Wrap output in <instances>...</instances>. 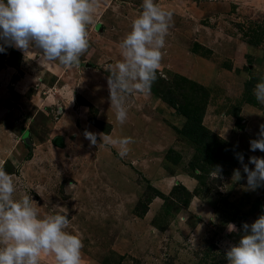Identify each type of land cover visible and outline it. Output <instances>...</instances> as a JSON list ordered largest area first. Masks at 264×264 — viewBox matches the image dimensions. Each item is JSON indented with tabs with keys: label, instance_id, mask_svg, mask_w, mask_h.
I'll list each match as a JSON object with an SVG mask.
<instances>
[{
	"label": "rangeland",
	"instance_id": "obj_1",
	"mask_svg": "<svg viewBox=\"0 0 264 264\" xmlns=\"http://www.w3.org/2000/svg\"><path fill=\"white\" fill-rule=\"evenodd\" d=\"M155 2L173 13L172 25L151 92L125 97L123 125L107 69L122 59L142 0H100L78 67L53 61L55 75L48 66L36 73L20 50L0 53V166L41 217L68 213L83 264H227V247L243 234L227 225L241 229L264 214V187L248 190L235 155L246 164L264 157L249 145L264 124L253 94L264 79V0ZM24 73L34 76L28 86L16 82ZM86 128L135 143L121 158L115 147H89Z\"/></svg>",
	"mask_w": 264,
	"mask_h": 264
},
{
	"label": "clouds",
	"instance_id": "obj_2",
	"mask_svg": "<svg viewBox=\"0 0 264 264\" xmlns=\"http://www.w3.org/2000/svg\"><path fill=\"white\" fill-rule=\"evenodd\" d=\"M99 7L100 0H0V53L7 47L24 55L38 49L44 62L78 67L90 47L88 28L95 23ZM141 8L119 44L122 59L107 69L110 105L121 125L128 119L125 97L150 94L172 25L173 13L162 9L155 0H142ZM253 94L264 105V79L256 83ZM83 136L89 147H115L121 158L130 153L129 145L135 143L130 136L113 137L87 128ZM249 145L252 152H264V124L259 125L257 137ZM235 155L246 175L248 190L264 187V157L250 156L246 164L243 153ZM215 170L218 177L222 169L218 166ZM243 178L240 169L233 170V180ZM15 193L14 176L0 166V264H40L42 254L53 255L55 264H83L84 244L78 234L67 231L68 213L41 217L30 195L22 194L17 199ZM227 228L229 232L243 233L238 243L227 247V264H264V214L251 224L243 223L241 229L233 223Z\"/></svg>",
	"mask_w": 264,
	"mask_h": 264
},
{
	"label": "crops",
	"instance_id": "obj_3",
	"mask_svg": "<svg viewBox=\"0 0 264 264\" xmlns=\"http://www.w3.org/2000/svg\"><path fill=\"white\" fill-rule=\"evenodd\" d=\"M201 27V26H200ZM202 28V27H201ZM202 29H204V30H206L205 28H202ZM202 29L200 30L201 32H200V36H202ZM208 30V29H207ZM208 31H210V30H208ZM212 32V31H211ZM201 41H202V37H201ZM15 49V48H14ZM19 51V50H18ZM20 53H22L21 51H20ZM22 55L24 56V58H23V61H29V62H32L31 61V59H35V61H36V73H38V72H40V73H45V72H47L48 71V67L52 70L53 69V66L55 67V65H54V63H51V62H41V61H43L42 59H41V57H42V55L40 56V54L39 53H37V51H35V50H32V51H30L29 53H27L26 55H24L23 53H22ZM29 59V60H28ZM26 62V63H27ZM34 62V61H33ZM31 63V64H34V63ZM40 63V64H39ZM46 67V66H48L47 68H42V67ZM59 68V67H58ZM54 72V70H52V73ZM52 75H55V73H53ZM33 78H34V76H30V75H28L27 73L25 74H22L20 77H19V79H17V84H22L23 86L26 84V86H28V84L29 83H32V81H33Z\"/></svg>",
	"mask_w": 264,
	"mask_h": 264
},
{
	"label": "water",
	"instance_id": "obj_4",
	"mask_svg": "<svg viewBox=\"0 0 264 264\" xmlns=\"http://www.w3.org/2000/svg\"><path fill=\"white\" fill-rule=\"evenodd\" d=\"M23 137H24V140L27 142L26 134H24Z\"/></svg>",
	"mask_w": 264,
	"mask_h": 264
},
{
	"label": "trees",
	"instance_id": "obj_5",
	"mask_svg": "<svg viewBox=\"0 0 264 264\" xmlns=\"http://www.w3.org/2000/svg\"><path fill=\"white\" fill-rule=\"evenodd\" d=\"M13 51H15V50H13Z\"/></svg>",
	"mask_w": 264,
	"mask_h": 264
}]
</instances>
